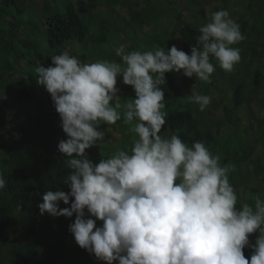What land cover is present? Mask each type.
Returning a JSON list of instances; mask_svg holds the SVG:
<instances>
[{
    "label": "clouds",
    "instance_id": "1",
    "mask_svg": "<svg viewBox=\"0 0 264 264\" xmlns=\"http://www.w3.org/2000/svg\"><path fill=\"white\" fill-rule=\"evenodd\" d=\"M244 39L229 11L218 10L200 27L190 54L175 44L141 52L121 43L114 49L120 62L84 63L64 51L38 65L36 83L59 116L65 138L57 151L70 169L68 191H45L39 214L74 216L68 232L75 244L103 264H264V199L237 207L231 168L219 155L203 141L188 145L178 134H162L165 74L211 84L217 66L230 73L239 63L234 45ZM118 80L132 88L133 99L118 95ZM188 99L204 111L212 96ZM121 120L135 136L131 148L94 163L88 150L106 141L101 125Z\"/></svg>",
    "mask_w": 264,
    "mask_h": 264
},
{
    "label": "trees",
    "instance_id": "2",
    "mask_svg": "<svg viewBox=\"0 0 264 264\" xmlns=\"http://www.w3.org/2000/svg\"><path fill=\"white\" fill-rule=\"evenodd\" d=\"M237 1L0 0V173L6 178L5 189L0 190V264H103L75 244L68 232L74 216L39 214L37 204L45 191L57 187L68 191L64 179L70 169L57 151L65 138L59 116L50 96L37 85L35 68L50 65L51 57L64 51L84 63L120 62L114 49L121 43L129 51L141 52L167 50L175 44L190 54L200 27L218 10L236 13L232 18L241 33L249 45L255 44L252 53L260 47L264 61V41L256 32L263 8L254 13L247 5L239 13L233 7ZM165 79L167 123L162 134H178L188 145L203 141L219 155L221 164L231 168L229 182L238 195L237 207L264 199V105L258 112L253 107L256 101L262 103L257 96L264 92L261 72H254L251 89L246 78L238 83L228 105L216 97L224 90H218L214 81L207 84L178 73H167ZM189 80L198 94L212 96L205 112L190 105ZM221 109L222 118L217 115ZM107 126L120 134L118 141L110 139L116 145L90 150L114 154L134 136L122 120ZM256 235L249 237L251 243ZM243 251L250 257L251 249Z\"/></svg>",
    "mask_w": 264,
    "mask_h": 264
},
{
    "label": "rangeland",
    "instance_id": "3",
    "mask_svg": "<svg viewBox=\"0 0 264 264\" xmlns=\"http://www.w3.org/2000/svg\"><path fill=\"white\" fill-rule=\"evenodd\" d=\"M248 6L252 7V9H250V11H258L259 9L263 8V12H262V20H261V25L258 26V28L256 29V32L261 36H262V40L264 41V0H239L235 3H233V7L237 9V11L239 13L243 12V10ZM207 11L209 12L210 10L207 8ZM231 11V10H230ZM233 13L236 14L234 11L232 12L231 17H233ZM254 40V34L252 35V41ZM244 41V43H242ZM242 42H239L237 45H234V47H238L240 49V55H241V60L239 61V63H237L234 66V69L232 72L230 73H226L224 71H222L218 66L216 67V70L214 71L213 74H211V80L214 81L215 85L217 86V89H223L224 92L223 93H219V96H216L218 99L222 100L224 102V104L228 105V102H230L232 100L233 97V88L238 84L241 83V81H245V78L247 79V84L249 85L250 89H251V85H252V76L254 74V72L256 70H259L262 74V81L264 79V61L263 59H261L259 56L261 54V48L257 47L256 49L254 48V50H256V52H253L251 50H253L252 48L255 46L254 43H252L251 45H249V43L247 42L246 39H244ZM249 45L248 47H245L244 49V45ZM213 63L215 64V61H213ZM187 81V80H186ZM245 84V83H243ZM245 84L246 88H248V85ZM189 85L192 88V82L191 80H189ZM117 88H120V91L118 93V95H120L123 99H133L134 98V92L132 90V88L130 86H125L123 85L120 81L119 83H117ZM190 95H192L193 93H197V91L193 88ZM247 94L249 93V90L246 89ZM252 93V92H251ZM245 96V93H243ZM258 98H260L262 103H258L256 101V105H254V110L255 111H259L260 108H262L261 106L264 105V92H258L257 93ZM190 102L191 105V101L188 100ZM205 112V111H204ZM205 114V113H204ZM223 111L222 109L219 110V112L217 113L218 117H223ZM203 117L205 118V116L203 115ZM117 125H115L116 127ZM106 128L108 131V135L106 136V141L104 143H102L99 148L101 149L103 148H113V146H115L116 144H113L112 141L110 140L111 138H114L115 140L118 141V139L120 138V134H117V132L114 131V129L110 127V129L108 128L107 125H101V129L102 128ZM117 129H119V127L117 126ZM121 135L124 133L123 131L121 132ZM107 134V132H106ZM133 138L130 140V143H126V147L125 149H130L132 146V141L133 139H135V136H132ZM226 137H220L221 141L222 139H225ZM259 146V145H258ZM95 148V147H94ZM98 148V149H99ZM112 154H106L103 150H100L99 152H96V150H90L89 151V157L90 159L93 160L94 163H98L99 162V158H105L108 157ZM257 163L252 164V168H250L249 170L252 171L255 167H256Z\"/></svg>",
    "mask_w": 264,
    "mask_h": 264
}]
</instances>
